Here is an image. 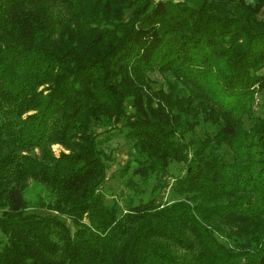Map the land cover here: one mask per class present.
<instances>
[{
    "label": "trees",
    "instance_id": "trees-1",
    "mask_svg": "<svg viewBox=\"0 0 264 264\" xmlns=\"http://www.w3.org/2000/svg\"><path fill=\"white\" fill-rule=\"evenodd\" d=\"M263 11L0 0V264H264ZM115 130L124 185L155 178L125 207L103 191ZM40 183L46 200L24 195Z\"/></svg>",
    "mask_w": 264,
    "mask_h": 264
},
{
    "label": "rangeland",
    "instance_id": "rangeland-1",
    "mask_svg": "<svg viewBox=\"0 0 264 264\" xmlns=\"http://www.w3.org/2000/svg\"><path fill=\"white\" fill-rule=\"evenodd\" d=\"M261 16L264 17V11L261 13ZM151 76L155 79L154 86L159 87V85L164 84V75L160 74L158 71L152 72ZM254 111L256 114L263 115L264 114V93L260 94V100L258 103H254ZM245 125L248 126L250 124V119L248 117H244ZM203 128L212 129L210 123H205L204 125H198L196 128V133H200ZM123 129V128H122ZM123 130H126L124 127ZM105 136V132L102 134ZM53 151L57 154L60 149L63 147L59 143H53L51 145ZM103 147L105 150L111 155V159L108 160V170H107V179L105 184L103 185V191L106 194L105 200L110 202L112 198H116L120 201L121 205L125 207V198L128 196L137 197L143 196L147 197L150 194V188L155 180L153 176H150L149 179H143L138 175H133V178L139 182L138 187L142 188V192L140 194H136L132 192V190L128 189L124 185V176L118 173L119 167L122 166L123 162L129 155L130 141L128 140L125 133L120 130H115L111 133H108V137L105 139L103 143ZM181 163L174 161L170 165V170L173 174L181 172ZM131 173V171H128ZM172 181V177L169 178ZM37 194H41L43 199H47V188L44 184L40 183L30 188L24 193L25 196L35 199ZM163 196L165 198H174L175 196H170L168 193V188L163 191ZM35 211H43L41 207H33ZM5 237L3 238V233L0 231V247L4 243Z\"/></svg>",
    "mask_w": 264,
    "mask_h": 264
}]
</instances>
